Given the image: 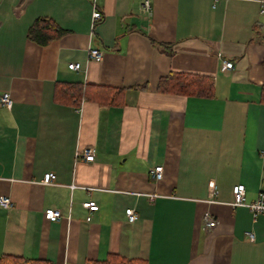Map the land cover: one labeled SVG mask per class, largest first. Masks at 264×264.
Wrapping results in <instances>:
<instances>
[{
    "label": "crops",
    "instance_id": "0c3cea01",
    "mask_svg": "<svg viewBox=\"0 0 264 264\" xmlns=\"http://www.w3.org/2000/svg\"><path fill=\"white\" fill-rule=\"evenodd\" d=\"M143 2L100 0L92 29L89 0H0V95L12 100L0 104V197L13 204L0 207V256L264 264V214L232 205L233 185L252 201L264 174V0H148V12ZM37 17L63 32L30 40ZM90 48L103 50L100 61ZM170 72L210 76L212 96L159 92ZM76 82L92 96L122 88L121 103L55 98ZM78 149H93L94 160L76 158ZM152 165L163 167L158 182ZM87 200L99 206L90 220ZM47 207L63 217L48 221Z\"/></svg>",
    "mask_w": 264,
    "mask_h": 264
},
{
    "label": "trees",
    "instance_id": "16d2710c",
    "mask_svg": "<svg viewBox=\"0 0 264 264\" xmlns=\"http://www.w3.org/2000/svg\"><path fill=\"white\" fill-rule=\"evenodd\" d=\"M63 32L51 18L37 17L27 30V37L38 43L47 44ZM213 80L210 76L183 72H170L161 77L157 83V90L161 93L184 96L210 97L213 94ZM94 95L85 92V88L78 82L62 84L55 92V98L64 103L77 105L81 98L94 99L100 103L120 104L123 97L122 88H99ZM260 99L264 102V86L261 88ZM0 264H50L44 260L29 259L21 256L4 254L0 256ZM90 264H136L134 260L126 261L120 257L110 255L103 261H90Z\"/></svg>",
    "mask_w": 264,
    "mask_h": 264
},
{
    "label": "built area",
    "instance_id": "2783aa9c",
    "mask_svg": "<svg viewBox=\"0 0 264 264\" xmlns=\"http://www.w3.org/2000/svg\"><path fill=\"white\" fill-rule=\"evenodd\" d=\"M100 0H89L91 5V18H90V26L93 29L95 25L102 19L101 9L98 7V3ZM143 10L148 12L150 10V4L148 0H144L143 2ZM16 10L17 7H15ZM103 50L102 49H88L89 58L100 61L102 59ZM220 57V54H218ZM222 63L228 69L232 68V62L226 59H221ZM68 68L71 70H80V64L78 62H70L68 63ZM0 104L7 109H10L12 106V100L8 92H3L0 95ZM262 156L264 157V151H262ZM76 158H80L84 161L91 162L94 160V151L93 149H78L75 154ZM149 177L158 182L163 177V167L162 165H152L148 169ZM55 179V174L53 172H47L43 175L42 183L50 184ZM217 195V189L215 186H211L208 190V196L210 200L214 199ZM232 195H233V206H245L251 213L252 217H255L259 214H264V174L262 176L260 187L257 191L256 197L252 201H246L245 199V187L243 184H235L232 187ZM153 196V195H151ZM11 199L7 195H2L0 197V207L3 209H10L12 207ZM82 206L89 211V214L86 216V220H90L93 212L97 211L99 206L94 200H87L82 202ZM125 215L129 221H134L137 218V213L135 209L132 207H128L125 209ZM43 216L48 221H56L60 219L62 216L61 211L57 208L47 207L43 210ZM204 222L208 226H213L216 221L209 215H204ZM248 235L251 237L252 233L249 232Z\"/></svg>",
    "mask_w": 264,
    "mask_h": 264
}]
</instances>
